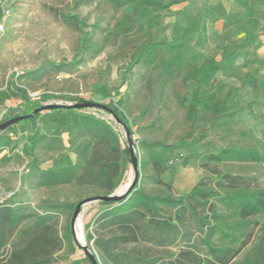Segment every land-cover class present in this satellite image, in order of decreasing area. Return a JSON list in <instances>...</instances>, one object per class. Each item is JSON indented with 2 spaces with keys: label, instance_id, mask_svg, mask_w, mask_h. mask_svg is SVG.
Listing matches in <instances>:
<instances>
[{
  "label": "trees",
  "instance_id": "obj_1",
  "mask_svg": "<svg viewBox=\"0 0 264 264\" xmlns=\"http://www.w3.org/2000/svg\"><path fill=\"white\" fill-rule=\"evenodd\" d=\"M80 2L86 5L95 3L96 8L105 6L116 15L124 8L130 9V13L113 17V24L102 30L100 40L95 38L94 29H99L97 24L92 26V31H87L86 24L77 16H61L64 23L79 31L78 45L85 59L91 60L106 46L129 38L132 34L142 33L143 27L136 20L141 10L162 13L183 0ZM233 3L234 7L244 9L248 7L249 0H233ZM155 17L158 16L151 20ZM150 31L149 23L144 35L127 54L126 71L129 73L139 65L148 68L152 73L147 81L151 91L155 85L157 90L163 92L175 80H179L183 86L192 82L194 86L183 117L188 131L173 145L142 143L153 170V174L144 179L148 184L163 190L152 193L142 186V172L148 163L135 155L139 160L133 188L116 202L98 201L103 209L87 226L89 230L86 235L94 246L96 264H264V224H259L255 219L259 215L264 216V187L254 186L244 177L208 166L209 163L222 166L264 163V147L258 149L229 144L215 153L194 152L198 167L205 175L183 195H172L170 185L160 179L165 171L167 156L189 143L195 126L207 124L209 128L232 133L234 118L244 110L238 100V88L217 82L215 77L220 74L238 81L240 86L247 84L248 75L244 74L242 79L241 71L235 65L238 50L227 43L221 49L219 61L210 56L199 67H192L179 54L183 47L181 43H168L164 38L151 35ZM206 39L203 29L198 35L196 46L203 47ZM258 65L264 70V61L258 62ZM184 102L183 99L181 105ZM81 103L76 100V104ZM251 105L248 103L249 107ZM100 107L123 125L134 146L138 140L119 114L113 108ZM34 111H37L35 115L44 111H65L66 134L70 138V145H74L73 137L78 133L86 139L70 151L76 156V163L72 166L41 170L38 168L39 162L33 160L29 178L35 182V186L51 188L76 184L103 191L94 198L110 196L116 190L122 172V143L114 129L103 120L81 113V109L61 107L49 110L35 107ZM23 117L21 121L30 120L32 116L29 112ZM14 125L0 130V143ZM59 134V131L49 136L34 132L28 142L31 147L51 137H56L55 141L59 142ZM240 136L244 137L245 134L240 133ZM203 138L202 133L198 139L201 141ZM3 151L4 144L1 143L0 154ZM8 161V157H0V164ZM183 164H187L186 160ZM74 208L70 206V209ZM256 231L259 234L255 238ZM66 233L72 236L70 224ZM63 245L64 237L59 234L54 213L36 214L21 206L15 207L10 202L0 203V264H49L63 249ZM248 247L249 250L237 262Z\"/></svg>",
  "mask_w": 264,
  "mask_h": 264
},
{
  "label": "rangeland",
  "instance_id": "obj_2",
  "mask_svg": "<svg viewBox=\"0 0 264 264\" xmlns=\"http://www.w3.org/2000/svg\"><path fill=\"white\" fill-rule=\"evenodd\" d=\"M249 1V6L246 8V42L249 39L256 41L258 38L264 42V0ZM207 2L209 0H193L187 7L185 6L183 12H188L191 17L195 16L197 23L193 26H197L198 30L204 23L210 32L211 22L215 17L211 7L206 5ZM237 9L232 6L230 15ZM140 12L136 15L138 25H140L138 17L140 22H143ZM121 13H130V9L124 8L118 12V15ZM66 14L77 16L86 24L87 31H92V26L97 24L99 29L94 31L95 38L99 40L102 30L107 25H112L113 17L118 16L105 6L96 8L95 3L86 5L79 3V0H0V25H2L0 88L11 92L14 96H19V101L24 102L20 105L22 110H19V114L30 112L35 128L36 124H42L50 118L45 115L46 111L35 115V107L55 104L75 105L77 99L82 102L81 104L96 105L93 108L81 109V113L90 114L103 121L112 119L111 125L122 143V172L117 188L112 194L118 192L127 183L131 174L132 181L134 180L126 130L100 106L113 108L138 140L132 146L134 155L148 163L147 168L142 172V186L149 192H160L163 189L148 184L144 179L145 176L152 175L153 170L145 150L142 149V143L158 142L173 145L188 131V125L184 123L183 117L194 85L188 82L183 86L179 80H175L163 92L157 90L155 85L151 91L147 82L152 75L151 71L139 65L128 73L127 54L144 35L149 23L151 35L164 38L168 43H184L185 39L181 34L184 18H181V11L174 13L168 10L158 13V17L153 21L150 19L146 25H140L143 27L142 33L132 34L129 38L106 46L91 60L85 59L78 45L79 31L62 21L61 16ZM263 48L257 54L255 49L249 48L246 51V74L249 77L246 92L238 82L226 78L221 82L219 74L216 75L215 81L237 86L238 100L244 110L234 118L232 133L209 128L207 124L195 126L189 143L167 156L165 171L160 175V179L170 185L172 195L188 193L204 177L205 173L199 169V162L194 158V152L215 153L229 144L253 146L258 149L260 146L264 147V71L255 63L256 60L263 61ZM202 50L205 55L218 57L219 49L212 47L210 43ZM179 54L183 55L182 50ZM239 69L241 71L240 67ZM244 74L241 71L242 79ZM122 79L123 83H121ZM183 99L185 102L181 105ZM248 103L252 104L251 107ZM60 113L66 115L65 111L56 112L51 118ZM34 129L28 131L26 141L34 132L37 135L40 133L39 129L35 131ZM202 133L204 138L199 141L198 138ZM240 133H244L245 136L241 137ZM55 140L56 137H51L31 147L25 138L20 139L17 135H7L4 138L1 142L4 144V151L0 157L6 156L9 161L0 164V203L10 202L15 207L21 206L36 214L54 213L59 234L64 237V245L49 264H69L68 259L76 249L75 246L87 249L96 258L92 241L88 240L86 235L89 230L87 226L91 225L99 211L91 220L87 218V214L90 210L97 209L99 203L86 202V200L102 194L103 191L76 184L39 188L29 178L33 160L40 162L64 151L60 134L59 142ZM69 140L70 138L65 134L63 141L68 151L74 150L75 145L86 141L79 133L73 137V146L70 145ZM184 160L187 162L186 165L183 164ZM208 166L217 168L223 173L244 177L254 186L264 187V163H235L227 166L209 163ZM185 179H188V183H183L182 186L181 183ZM80 203L82 206L78 222L82 227L83 243L75 241L66 233L74 211L70 206ZM166 214L169 212L166 211ZM255 219L259 224H264L263 215ZM258 234L256 231L254 237L256 238ZM248 250L249 247L243 250L237 262Z\"/></svg>",
  "mask_w": 264,
  "mask_h": 264
},
{
  "label": "crops",
  "instance_id": "obj_3",
  "mask_svg": "<svg viewBox=\"0 0 264 264\" xmlns=\"http://www.w3.org/2000/svg\"><path fill=\"white\" fill-rule=\"evenodd\" d=\"M191 1L193 0H183L182 3L172 6L169 9L174 13L181 11V18H184L183 27L181 30V34L185 39L184 43H181L183 45L181 50L184 60L192 67H199L205 59L210 57L205 55V52L202 50L206 44L210 43L212 47H217L219 49L218 57L213 56L216 61H219L221 49L227 43H229L238 50L235 65L238 68L240 67L241 71L246 74V51H248L249 48L255 49V53L257 54V52L264 47V42H262L259 38L256 41L249 39V41L246 42V8L237 9V11L230 15L231 7L234 6L233 0H209L206 5L211 7L215 17V19L211 22V29L209 32L207 25L204 23L200 25L201 29L198 30L197 26H193L195 23H197L195 16L191 17L188 12H183L185 6L187 7ZM140 14V17L143 19L142 21L144 23L140 22L139 17L138 21L140 25L143 26L149 22L152 16L157 15L158 12L150 9H144L141 10ZM203 29L206 32L207 39L203 47H197L196 41L200 31ZM258 62L260 61L256 60L255 63L258 65ZM219 78L221 82L227 79L222 77L220 74ZM234 81L238 82L236 80ZM243 88H245L244 92H246V84L243 86ZM10 89L12 90L13 87L11 86ZM19 99V96H14L11 92L0 88V124L9 119L28 114H19V110H22L20 105L24 104V102L19 101ZM52 114V112H45V115H48L50 118L42 124H36V128L32 119L18 122L10 128L7 134L9 136L17 135L20 139L25 138L26 141V135L29 134L28 131H33L34 128V131L39 129L40 133L38 135L49 136L54 132L59 131L60 138L62 139V148L64 151L57 155H51L50 159L40 160L38 163V168L41 170H55L66 166H72L76 163V156L65 149L67 145L63 141L64 135L66 134V115L60 113L57 116L51 118ZM26 142L28 143V141ZM100 208L101 207L98 205L97 209L90 210L87 214V218L91 220L94 215L100 211ZM75 247L76 249H74L73 253L69 256V264H92L85 255L82 248L80 246Z\"/></svg>",
  "mask_w": 264,
  "mask_h": 264
},
{
  "label": "water",
  "instance_id": "obj_4",
  "mask_svg": "<svg viewBox=\"0 0 264 264\" xmlns=\"http://www.w3.org/2000/svg\"><path fill=\"white\" fill-rule=\"evenodd\" d=\"M95 106H96L95 104H90V103L67 105V106H61V105L55 104V105H47V106H44L42 108L43 109H49V110H55V109L61 108V107L75 108V109H87V108H93ZM23 118L24 117L21 116V117H16V118H12V119L8 120L7 122L3 123L0 126V130L10 126L11 124H16V123L20 122ZM126 137H127L128 143L130 145L129 153H130L131 164H132V167L134 170V180L129 183V185L127 186L125 191H123L122 193L116 192V193H114L110 196H107V197L103 196V197L91 198L89 200H86V202H90V201L116 202V201L120 200L121 198H123L126 195V193H128L133 188V186L137 180V175H138V172H137L138 160L135 157L134 152H133V147H132L133 145L129 139V132H126ZM81 206H82V203L77 204L75 206L72 217H71V221H70V228H71V232H72V237L74 238L75 241H78V239L76 237V233H75V225H76V220H77L79 213H80ZM82 250L84 251L87 258L90 260V262L93 264H96L95 257L92 254H90L87 249L82 248Z\"/></svg>",
  "mask_w": 264,
  "mask_h": 264
},
{
  "label": "bare ground",
  "instance_id": "obj_5",
  "mask_svg": "<svg viewBox=\"0 0 264 264\" xmlns=\"http://www.w3.org/2000/svg\"><path fill=\"white\" fill-rule=\"evenodd\" d=\"M188 180V179H187ZM186 179L181 183V184H183V183H188V181H187ZM132 181V174H131V176L129 177V179H128V181H127V183L118 191L119 193H122L123 191H125V189L127 188V186L129 185V183ZM182 186H184V184L182 185ZM78 224V225H77ZM75 233H76V237H77V239H78V241L80 242V243H83V238H82V227H81V224L78 222V218H77V220H76V225H75Z\"/></svg>",
  "mask_w": 264,
  "mask_h": 264
},
{
  "label": "built area",
  "instance_id": "obj_6",
  "mask_svg": "<svg viewBox=\"0 0 264 264\" xmlns=\"http://www.w3.org/2000/svg\"><path fill=\"white\" fill-rule=\"evenodd\" d=\"M2 30V25H0V31ZM107 124H109L112 127V119L105 120ZM113 128V127H112ZM114 129V128H113Z\"/></svg>",
  "mask_w": 264,
  "mask_h": 264
}]
</instances>
